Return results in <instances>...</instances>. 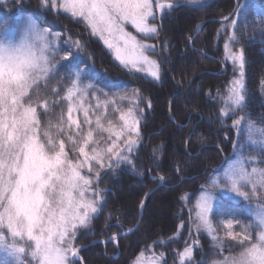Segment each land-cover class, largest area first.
I'll use <instances>...</instances> for the list:
<instances>
[{"label":"trees","instance_id":"trees-1","mask_svg":"<svg viewBox=\"0 0 264 264\" xmlns=\"http://www.w3.org/2000/svg\"><path fill=\"white\" fill-rule=\"evenodd\" d=\"M237 1L239 6L228 21L238 16L235 31L237 45L244 51L245 101L242 109L225 116L222 109L233 71L224 57L225 34L219 31L226 21L207 22L198 33L196 29L206 18L228 16ZM168 3L175 7L163 13L155 9V19H150L157 26V34L142 36L155 46L149 53L160 67L161 79L157 81L120 65L82 20L45 6L43 0H0V23L5 26L12 27L14 19L31 16L49 33L59 34L57 47L62 50L56 60L60 83L53 80L45 90L50 114L58 117L63 113L67 119V102L62 97L70 82L65 68L60 66L66 63L62 57L70 51L78 53V63L70 69L73 74L74 70L87 71V77L106 90L125 95L135 92V108L144 115L131 163L100 169L98 179L93 173V187L102 192L104 200L90 224L77 232L75 244L83 248L76 264H131L151 243L155 244V253L164 256L163 264H180L178 254L186 246H192L195 253L194 259L185 264H208L240 250L236 241L226 237L223 225L228 220L234 221L235 232L240 230L235 221L253 222L244 201L220 194L211 220L223 240L221 249L214 246L206 231L195 229L193 218L202 186L235 156L236 145L241 142L233 126L235 119L247 116L264 128V0H210L200 5L189 4L188 0H164L163 4ZM74 41H80L82 46L77 49ZM68 60H72L71 55ZM51 87L58 88V96L51 93ZM175 92L178 95L170 114L169 103ZM127 106L126 101L109 104L103 125L114 124L116 108ZM38 112L44 109L38 108ZM100 115L90 112L91 124L84 123V116L78 120L85 132L93 130L96 145L106 140L104 132L95 130L93 120ZM40 118L48 119L44 115ZM76 131L73 127L72 132ZM60 138L65 139L69 158L77 160L80 156L72 150L66 134ZM255 153L259 156L257 150ZM159 177L164 178V187L144 202L146 193L160 184ZM140 215V224L130 233L121 234L136 226ZM117 234L118 239L108 240Z\"/></svg>","mask_w":264,"mask_h":264},{"label":"snow or ice","instance_id":"snow-or-ice-1","mask_svg":"<svg viewBox=\"0 0 264 264\" xmlns=\"http://www.w3.org/2000/svg\"><path fill=\"white\" fill-rule=\"evenodd\" d=\"M46 3L51 8L63 7L74 17H82L92 35L99 36L120 65L139 71H144L146 65L149 74L159 79V65L145 54L148 50L154 51L153 46L137 40L125 29L126 24H131L145 36L157 34V26L149 22L150 18L155 19L153 0H64L60 5L57 0H46ZM188 3L200 5L201 0H188ZM155 7L163 13L175 5L156 0ZM229 26L238 27L236 21ZM58 39L59 34L41 29L31 18L18 34L10 33L6 26L0 28V253L5 254L0 264H31V261L35 264H76L79 250L74 241L77 232L90 224L103 200L102 192L93 187V177L81 174V169L87 167L88 173H94L98 179L100 169L131 163L129 157L140 139L138 114L134 108H129L120 116L124 128L114 133L116 140L106 148L93 146L90 152L86 151L92 142L93 130L85 132L73 113L83 111L84 123L91 124L90 109L83 106V101L94 86L82 85L79 71L75 74L70 71L71 66L78 63V53L67 52L62 57L66 63L60 66L65 68L70 82L62 97L67 102V119L63 113L58 117L50 114L45 90L53 80H57V85L60 83L56 57L62 49L57 47ZM229 40L237 41L235 33ZM73 43L77 49L82 46L80 41ZM225 49L243 75V51L234 54L229 51L228 44ZM69 55L72 56L70 61ZM50 91L59 95L57 87H51ZM243 92L242 80H233L227 90L222 115L227 116L229 109L235 111L244 107ZM38 108H43L44 112H38ZM41 115L48 119L42 121ZM244 119L234 121L233 126H240ZM95 124L96 131L112 133L111 126L103 128L101 117L96 118ZM73 127L77 129L75 133ZM246 131L247 143L259 152V156L244 157L238 142L236 158L223 178H211L202 186L196 201L195 228L205 230L214 246L221 249L223 240L218 237L210 218V214L216 215L213 211L216 192L264 201V167L258 166L264 164V128L248 121ZM63 134L71 142L72 150L83 159L69 158L65 139L60 138ZM121 137L126 138L119 144L117 141ZM159 179L164 181L163 177ZM247 207L252 223L235 221L239 232L233 230V220L223 225L226 237L236 241L240 250L214 264H264V202L255 208ZM178 255L180 264H185L191 259L192 247L186 246ZM25 257H31V261H26ZM135 264L143 262L138 258Z\"/></svg>","mask_w":264,"mask_h":264},{"label":"rangeland","instance_id":"rangeland-1","mask_svg":"<svg viewBox=\"0 0 264 264\" xmlns=\"http://www.w3.org/2000/svg\"><path fill=\"white\" fill-rule=\"evenodd\" d=\"M44 1V5L45 6H49L50 4L46 3V0H43ZM207 1H210V0H201V3L203 2H207ZM64 3V0H57V4L60 5V4H63ZM160 3H164V0H160ZM155 4H156V0H153V11H154V15L156 16V7H155ZM56 10H61L62 12L66 13V14H69L72 16V13L70 11H65L63 7H57V8H54ZM74 17V16H73ZM31 18L33 21H35V23L41 28V29H44L42 26H41V23L37 20V19H34L33 17L31 16H28L26 19L24 20H21L19 18L17 19H14L12 22L14 23V26L12 27H9V26H6L9 30L10 33H13V34H18L22 28L23 25H25L27 22H28V19ZM74 18H77V19H80L82 20L83 22H85L83 20L82 17H74ZM213 18V17H211ZM151 19V18H150ZM206 19H209V18H206ZM237 19H238V16H235L232 20L228 21V22H224V24L220 27L219 31H220V34H225V37H224V44H223V48H224V57L227 61H229L231 64H232V78H231V83L233 80L235 79H241L242 80V83L244 85V97H245V89H246V82H245V68L243 67V75H241V70L239 69V66L237 64H234L231 60V58L229 57L228 55V52L226 51L225 49V45L228 44L229 45V51H231L232 53L234 54H238L241 50L243 51V49L241 47H239L237 45V41L236 42H232L229 40V37L235 33L236 35V31L235 29L236 28H233V27H230L229 25H231V23L233 21H236L237 23ZM7 20H5L4 22H6ZM10 21V20H9ZM150 22V20H149ZM210 22V21H209ZM86 23V22H85ZM152 23V22H150ZM207 23V22H206ZM154 24V23H152ZM156 25V24H155ZM5 27L4 24L0 23V28H3ZM125 29L126 31L130 32L132 35L136 36L137 37V40L145 43V44H149V45H152L153 48L155 49V46L153 44V42H151L150 40H147L145 38H143L142 36L144 37H147L145 36L144 34H141V33H138L136 31V29L131 25V24H126L125 25ZM90 32H91V29L89 28ZM48 31V30H47ZM95 36L97 39H99L102 43L103 41L99 38V36H96V35H93ZM104 44V43H103ZM106 47V45H104ZM107 48V47H106ZM107 50L109 52H111L113 58L115 59L114 57V54L112 53L111 50H109L107 48ZM150 50L146 51V55H148L149 59L151 60H154L156 61L149 53ZM243 57H244V51H243ZM116 60V59H115ZM118 61V60H116ZM119 62V61H118ZM156 63L158 64V62L156 61ZM159 65V64H158ZM244 65H245V61H244ZM77 67V66H75ZM131 68V66H129ZM139 67V66H138ZM145 70L144 71H139L137 69H133L135 71H138L154 80H157L159 81L161 79V72H160V67H159V79H155L154 77H152L149 72L147 71V66L145 65L144 66ZM76 69V68H74ZM224 69H226V67H224ZM77 71L74 70V73H76ZM80 73V80H81V84L82 85H87V84H91L93 85L94 87L92 89H89L88 90V96L86 97V99L83 101V106L85 108H89L90 111L89 113H101V115L99 117H101V123L103 125V119L106 115V108L108 107V105H113L115 106L118 102L120 101H126L128 103V106L127 107H122V108H116V110H118V113H117V119L115 121L114 124H111V125H108V126H104L103 125V128L104 129H107L111 126L112 128V133L108 132V131H100V132H104V134H106L105 136V141L99 145H96V144H93L95 141H94V138H92V142H90L89 144V147L86 148V151H89L91 150V147H97L98 149L100 148H106L107 146H110L112 141L113 140H116V136L114 133L116 132H119L121 129L124 128V122L120 119V116L121 114H126L129 110V108H134L137 112V119L139 121V124H140V121L144 118V115H141V112L139 110H137V108H135V103H136V100H137V97L135 96V92H131L127 95H125V92H111L109 90H106L102 87H100L98 84H96L93 80H91L90 78L87 77V71H79ZM231 87V85H230ZM176 95H178L177 92H175L172 96H171V100H170V106H172V102L174 100V98L176 97ZM245 101V100H244ZM169 106V107H170ZM226 106V105H225ZM224 106V108H225ZM236 111V110H235ZM235 111L229 109L228 111V114L227 115H231L232 113H234ZM169 113H172V111L169 109ZM74 115V118L77 119V121L79 120V117L80 116H84V113L83 111H77V112H74L73 113ZM241 117H244L245 119L242 121L241 125L237 127V133L238 135L240 136L241 138V142H239V145L242 147V154L244 157H249V156H253V157H256L258 156L257 153H255V149L254 148H251L252 146L249 145L247 143V131H246V125H247V122L248 121H251L252 123H254L258 128H261V126H259L258 124H256L252 119H250L249 117L247 116H243V115H240L239 117H237L235 119L238 120L240 119ZM97 118V117H96ZM96 118L93 120L95 122ZM139 124H138V128H139ZM94 137V136H93ZM126 137H121L120 140L117 141V143L119 144H122L123 143V139H125ZM237 146V145H236ZM235 156L232 157L231 159L228 160V162L226 163L225 166H223V169L220 170V171H216L212 176L211 178H218V179H222L223 178V175L225 173V171L228 169L229 165L235 160ZM78 159H83V157H79ZM130 159V157H129ZM75 161V160H74ZM105 162L107 163V160H105ZM259 167H264V164H259L258 165ZM95 167V165H94ZM251 167V165H250ZM81 174L83 175H89V176H92L93 177V173H88L87 171V167L81 169ZM94 178V177H93ZM210 178V179H211ZM94 180V179H93ZM161 187H164V185H160V186H154L152 187L149 191H151L152 189L153 192L149 195L151 196L157 189L161 188ZM95 188V187H94ZM148 191V192H149ZM147 192V193H148ZM146 193V194H147ZM201 194V191L199 192V195H198V198ZM223 195L222 192L220 190H218L215 194V197L214 200H213V210L215 208V206L217 205L218 201H219V198L220 196L219 195ZM225 196V195H224ZM227 197L235 200V201H244L246 203V208L248 209V205H251L253 208H255L259 203H262L264 201H260L256 198H253L251 200H244L243 198H239V197H236V194L235 193H230ZM103 200H104V197H103ZM103 200L101 201V205H102V202ZM101 208V206H100ZM100 210V209H99ZM197 211V210H196ZM196 214V213H195ZM195 214H194V218H193V224L195 225L196 223V219H195ZM96 215V214H93V216ZM210 218H211V214H210ZM195 227V226H194ZM196 229V228H195ZM203 230V229H201ZM205 231V230H204ZM23 243V242H22ZM74 246H76L75 244V241H74ZM87 246V245H85ZM154 246L155 244L154 243H151L149 245H147L146 247H144V249H142L139 254L132 260L131 264H135V262L137 261L138 258H140L143 262V264H152L153 261H158L159 264H163V258L164 256L163 255H159L157 253H155V249H154ZM192 247V246H190ZM184 251V250H183ZM182 251V252H183ZM143 252V256L141 257V253ZM181 252V253H182ZM194 253H195V250L194 248L192 247V256H191V259L190 260H186L185 262L187 261H191L192 259H194ZM4 253H0V259H3L4 257ZM80 257V254H78V256L76 258H79ZM25 260L26 261H31V257H25ZM217 261V260H215ZM210 262L208 264H214V262ZM31 264H35V261H31Z\"/></svg>","mask_w":264,"mask_h":264},{"label":"water","instance_id":"water-1","mask_svg":"<svg viewBox=\"0 0 264 264\" xmlns=\"http://www.w3.org/2000/svg\"><path fill=\"white\" fill-rule=\"evenodd\" d=\"M238 5H239V1L236 2V5H235L233 11L230 13V15H228V16L225 17V18H221V19H219V18H209V19H204V20L201 21V23H199V25L197 26L196 33H198V32L201 30V27H202L206 22L214 21V20L225 21V20H228L229 18H231V17L234 15V13L236 12V10H237V8H238ZM169 109L171 110V106L169 107ZM170 114H171V113H170ZM162 184H163V182H160V184L157 185V186H160V185H162ZM153 190H154V189H152L151 191H149V192L145 195V198H144L145 200L149 197V195L153 192ZM143 204H144V203H143ZM133 230H134V228H132L130 231H126V232H123V233H121V234L130 233V232L133 231ZM119 236H120V234H117V235H114L113 237H116V239H117ZM108 240H112V239L109 238ZM77 248H78V250L80 251L81 248H83V247H77Z\"/></svg>","mask_w":264,"mask_h":264},{"label":"bare ground","instance_id":"bare-ground-1","mask_svg":"<svg viewBox=\"0 0 264 264\" xmlns=\"http://www.w3.org/2000/svg\"><path fill=\"white\" fill-rule=\"evenodd\" d=\"M152 177H156V176H154V175H152ZM145 198V197H144ZM144 202H145V199H144ZM143 202V203H144ZM144 205V204H143ZM143 205H142V207H143ZM141 215H140V219H139V221H138V223L136 224V226H134L133 228L135 229L139 224H140V221H141ZM132 229V228H131ZM131 229H128L127 231H130Z\"/></svg>","mask_w":264,"mask_h":264}]
</instances>
